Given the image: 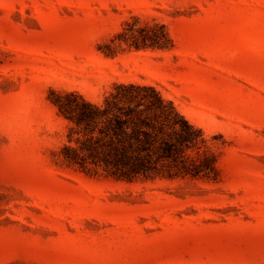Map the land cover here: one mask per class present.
<instances>
[{"label":"rangeland","instance_id":"rangeland-1","mask_svg":"<svg viewBox=\"0 0 264 264\" xmlns=\"http://www.w3.org/2000/svg\"><path fill=\"white\" fill-rule=\"evenodd\" d=\"M134 18L172 49L107 55ZM118 83L155 87L217 144L218 180L62 164L50 91L98 103ZM0 264H264V0H0Z\"/></svg>","mask_w":264,"mask_h":264},{"label":"trees","instance_id":"trees-1","mask_svg":"<svg viewBox=\"0 0 264 264\" xmlns=\"http://www.w3.org/2000/svg\"><path fill=\"white\" fill-rule=\"evenodd\" d=\"M172 47L165 25L134 18L121 25L105 45V53ZM48 100L67 122L66 143L59 151L67 167L127 183L218 180L217 144L151 85L115 84L98 103L74 91L51 90Z\"/></svg>","mask_w":264,"mask_h":264}]
</instances>
